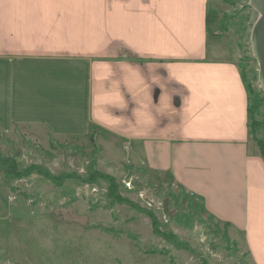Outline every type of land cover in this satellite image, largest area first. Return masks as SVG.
<instances>
[{"label": "crops", "instance_id": "0c3cea01", "mask_svg": "<svg viewBox=\"0 0 264 264\" xmlns=\"http://www.w3.org/2000/svg\"><path fill=\"white\" fill-rule=\"evenodd\" d=\"M211 0H0V126L85 137L166 177L264 264V157Z\"/></svg>", "mask_w": 264, "mask_h": 264}, {"label": "rangeland", "instance_id": "374dc122", "mask_svg": "<svg viewBox=\"0 0 264 264\" xmlns=\"http://www.w3.org/2000/svg\"><path fill=\"white\" fill-rule=\"evenodd\" d=\"M207 34L235 62L249 98L251 141L264 157V91L249 0H211ZM85 137L0 126V264H252L241 234L200 200Z\"/></svg>", "mask_w": 264, "mask_h": 264}, {"label": "water", "instance_id": "95a60500", "mask_svg": "<svg viewBox=\"0 0 264 264\" xmlns=\"http://www.w3.org/2000/svg\"><path fill=\"white\" fill-rule=\"evenodd\" d=\"M249 5L258 14L252 27L250 44L252 55L258 64V82L264 91V0H249Z\"/></svg>", "mask_w": 264, "mask_h": 264}, {"label": "trees", "instance_id": "16d2710c", "mask_svg": "<svg viewBox=\"0 0 264 264\" xmlns=\"http://www.w3.org/2000/svg\"><path fill=\"white\" fill-rule=\"evenodd\" d=\"M208 15H209V12L207 13V16H206V24L209 23ZM248 102H249V98H248ZM248 112H249V114H250V109H249V108H248Z\"/></svg>", "mask_w": 264, "mask_h": 264}]
</instances>
